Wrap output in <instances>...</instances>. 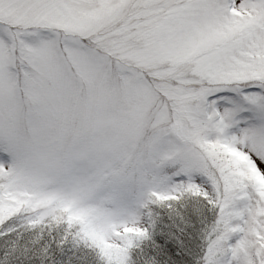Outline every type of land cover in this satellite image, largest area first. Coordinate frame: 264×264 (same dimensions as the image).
Instances as JSON below:
<instances>
[{"label":"snow or ice","instance_id":"obj_1","mask_svg":"<svg viewBox=\"0 0 264 264\" xmlns=\"http://www.w3.org/2000/svg\"><path fill=\"white\" fill-rule=\"evenodd\" d=\"M0 264H264V0H0Z\"/></svg>","mask_w":264,"mask_h":264}]
</instances>
